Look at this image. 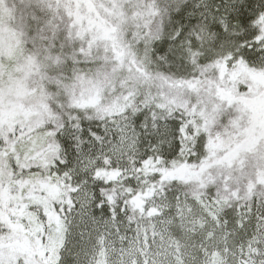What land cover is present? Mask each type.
Listing matches in <instances>:
<instances>
[{"label":"snow or ice","instance_id":"6c2138e0","mask_svg":"<svg viewBox=\"0 0 264 264\" xmlns=\"http://www.w3.org/2000/svg\"><path fill=\"white\" fill-rule=\"evenodd\" d=\"M0 264H264V0H0Z\"/></svg>","mask_w":264,"mask_h":264}]
</instances>
